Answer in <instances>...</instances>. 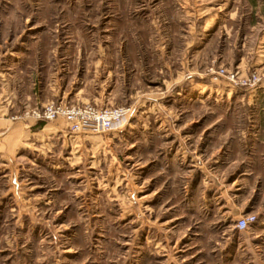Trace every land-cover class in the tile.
<instances>
[{
    "label": "rangeland",
    "instance_id": "1",
    "mask_svg": "<svg viewBox=\"0 0 264 264\" xmlns=\"http://www.w3.org/2000/svg\"><path fill=\"white\" fill-rule=\"evenodd\" d=\"M259 11L264 0H0V264H264V244L253 260L232 242L239 219H254L246 231L264 222V181L240 158L263 152L240 132L264 105L246 100L264 70L244 54L256 38L239 51L221 26ZM210 68L260 82L234 88ZM49 101L130 112L116 130L83 132L96 140L69 144L65 166L61 147L45 162L15 130ZM224 191L247 196L248 213H229Z\"/></svg>",
    "mask_w": 264,
    "mask_h": 264
},
{
    "label": "crops",
    "instance_id": "2",
    "mask_svg": "<svg viewBox=\"0 0 264 264\" xmlns=\"http://www.w3.org/2000/svg\"><path fill=\"white\" fill-rule=\"evenodd\" d=\"M260 14L262 15L256 19L257 25L256 23L254 24L246 23L243 21V19L239 18L238 25L236 26L235 29L233 28V25L227 26L223 24L221 26L222 28L224 26V29H223L224 37L229 38L232 36V34H236L237 37L243 39L242 45L240 46L239 51L244 49L245 39H247L250 36H254V38H256L254 45L250 47L249 49H247V51L244 54L252 56V58L254 59L253 66L257 68L258 70L263 71L264 70V20H263L264 12L261 11ZM213 17H214L213 19L209 18V26H208L209 29L214 28L215 23L218 21L216 16H213ZM229 19H234L233 14L232 15L229 14ZM258 20L259 21L262 20V21H260L259 23ZM258 25L261 26V29L259 28ZM245 59H246L245 56L241 55L239 59L234 62L235 63L234 66L236 68H244L245 64L247 63V60ZM256 90L257 91H254V94L252 95L248 94L246 97V100L248 102L251 101V102H256V103L258 102L264 103V81L262 82L260 87H258V89ZM21 104L24 105V101H22ZM25 104L29 105L27 103ZM254 114H258L256 115L257 119L256 120L254 119L253 121L252 120L249 121V117L251 119L256 118L254 117L255 116ZM248 116L249 117H247V119H248L249 125L247 123V126L245 127V129L240 132L241 134L240 140L241 142H243L244 145H246V147H248V144H250V143H246V140H248V137H249V140L253 142L256 140L263 146L264 141L257 139V137L260 134H264V105L258 111L250 110ZM4 122L0 121V127L7 125V123L6 122L4 123ZM166 127L167 129L166 128L164 129L163 127L159 126L157 130H159L161 133H164V134H167V133L175 134L177 132V130L174 131L172 127H168V126ZM24 128L25 126H23L22 128L20 127V128L15 129L16 133L18 134L20 133L21 135H26L29 138L28 139L29 141H26L23 143L21 142L22 146H26L22 148L20 147L21 149L28 148L33 151H36L38 152V155H40L41 160L45 162L48 161L49 163H54V161H51L52 160L51 156L55 153L56 147L59 146L62 148V152L65 155V158L63 159V163H62V165H65V166H67V147H69V144L70 145L72 144V147H79V149H81V146L83 145V143L96 140V137H95L96 135L95 136L85 135L84 133H80L77 135L70 134L68 131V127L65 123L52 124V123L39 122V123L33 124V126L29 128H26V129ZM152 133L153 132L150 129V134ZM255 136H257L256 139H255ZM176 139L180 140L178 137H176ZM183 147H184V142L177 141V149L183 150ZM250 149L251 150L256 149L255 145H252ZM256 150H258V148ZM183 153L180 154L182 157L181 159H184L186 155L187 159L194 160L195 158L194 151H192L191 153L186 152L185 155H183ZM174 156H175V160L178 161V159H180L178 155V150H176L174 154L167 153V156L164 155V157H160L159 159L161 160V162H164V160H166L165 166L167 167L168 160L174 159ZM81 157H82V154L79 153V155L74 157L76 160L74 159L73 161L72 159V162L73 163L75 161L78 162V159H80ZM240 158L244 160L241 162H245L244 164L246 166L253 167L250 170L251 172H253L252 174H254V178L250 182L252 184H255L256 187L258 186L260 188L262 181H264V146H263V152H261L259 156L240 157ZM150 164H153V161H151ZM51 167L56 168L57 166L55 167L54 165H51ZM53 170L55 172V169ZM221 197L224 199L223 207L228 209L229 213L239 214V215L248 213L249 205L247 201V196H239L240 200L239 202H237L235 201L236 196L232 194H228L227 191H224V193L221 194ZM252 208L253 206L250 209ZM256 214H259V213H256ZM262 232H264V222L260 221L258 222L257 225H255L251 229V231H242V232L240 231L241 236L237 237V239L235 240H232V242L235 243L234 244L236 245L235 248L236 250H239L240 254H244V255L251 254L250 256H252L254 260L255 258H257L256 254L259 253L260 247L262 246V244H264V240L262 238V236L264 237L263 235L264 233L262 234Z\"/></svg>",
    "mask_w": 264,
    "mask_h": 264
},
{
    "label": "built area",
    "instance_id": "3",
    "mask_svg": "<svg viewBox=\"0 0 264 264\" xmlns=\"http://www.w3.org/2000/svg\"><path fill=\"white\" fill-rule=\"evenodd\" d=\"M210 78L214 81H224L234 88L248 89L258 85L260 78L256 74L240 75L238 71H228L223 68L209 69ZM128 108L95 109L90 105H68L63 101H49L41 107L26 108L20 119H31L34 122L56 123L64 122L70 134L83 132L106 133L123 124L127 120ZM254 219L241 218L237 221L238 231H246Z\"/></svg>",
    "mask_w": 264,
    "mask_h": 264
}]
</instances>
